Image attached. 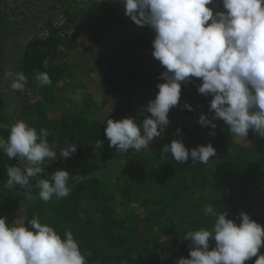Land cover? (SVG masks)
Listing matches in <instances>:
<instances>
[{
	"label": "trees",
	"instance_id": "16d2710c",
	"mask_svg": "<svg viewBox=\"0 0 264 264\" xmlns=\"http://www.w3.org/2000/svg\"><path fill=\"white\" fill-rule=\"evenodd\" d=\"M89 1H92L91 9L98 7L94 10L98 18L86 21L78 30L92 31L91 36L99 41V33L103 31L100 24H105L108 14L100 10L104 3ZM3 8L0 0V60L3 37L9 26L4 22ZM74 8L73 12L71 7L66 10V16L72 13L69 25L56 31L62 35L34 36L20 52L16 72L22 71L28 83L20 91L14 122L23 119L38 132L47 130L49 144L57 145V158L50 164L45 161L44 174L30 178L31 189L18 185L8 189L4 187L7 167L19 166L21 159L9 160L0 152V216L11 224L14 209L26 200L23 222L35 215L62 236L65 230L72 231L81 249L91 253L87 264H176L181 257L189 258L191 242L183 236L188 231L213 226L214 217L204 212L207 205L226 212L227 218L237 224L243 211L264 226V138L252 130L247 138L231 136L220 119L215 130L200 125L198 119L202 113L213 115L209 111L210 96L197 91L200 78L182 83L179 104L169 112L170 123L149 150L130 149L122 153L109 147L104 132L106 120L131 116L142 124L145 116L151 115L146 111L147 104L155 98L157 84L163 82L160 76L164 68L152 56L154 33L150 27L135 25V29L122 30L121 35L127 38L124 49L139 53L122 82L108 79L99 102H94L93 94L86 93L78 111L50 116L59 102L56 92L65 93V87L74 77L71 68L56 64L80 45L68 34L71 25L85 16L86 7ZM52 24L49 20L47 25L50 28ZM41 72L50 75V86L40 87L36 76ZM185 103L192 106L191 111L183 107ZM0 121L8 124L1 107ZM212 131L215 135H210ZM0 135L7 138L8 132L0 130ZM174 139H182L188 149L212 143L216 156L207 164L193 163L191 158L183 164L177 163L170 153H162V148ZM97 140L103 142L100 149L95 147ZM72 143L77 144V151L64 159L59 155L60 149ZM110 157L114 158L110 176L73 178L69 181L72 191L68 197H53L48 202L39 198L35 185L40 178H49L52 172L70 165L87 167ZM83 173L82 170L80 174ZM260 254H264V246ZM258 256L244 264H254Z\"/></svg>",
	"mask_w": 264,
	"mask_h": 264
},
{
	"label": "clouds",
	"instance_id": "9594fccd",
	"mask_svg": "<svg viewBox=\"0 0 264 264\" xmlns=\"http://www.w3.org/2000/svg\"><path fill=\"white\" fill-rule=\"evenodd\" d=\"M120 2V0H119ZM223 10L209 7L214 0H122L125 16L137 26L153 30L152 56L164 71L157 84L155 98L147 104L142 124L131 116L121 120H106L104 129L109 147L127 153L130 149L149 148L154 138L161 137L169 125L170 109L178 106L182 83L200 78L198 93L211 96L209 111L201 114L198 123L217 128L214 122L223 120L231 136L247 138L249 131L264 138V0H220ZM10 88L23 91L28 78L21 72L6 73ZM40 87L50 86L47 72L38 73ZM184 108L192 110L190 104ZM0 152L9 160H27L24 168L7 167L8 179L4 187L31 189L30 178L45 173V161L57 158V145H50L45 129L39 132L21 119L13 124L0 121ZM180 129H177V133ZM215 135V132H210ZM103 146L97 140L96 149ZM77 151L72 143L60 149L59 155L68 159ZM163 154L183 164H207L216 156L212 143L188 149L182 139H174L162 148ZM70 173L60 169L49 178L36 183L39 198L44 202L53 197L69 196ZM204 212L214 217L211 228L200 227L188 231L183 239L190 241L189 258L181 257L176 264H244L257 257L264 246V226L240 212V223L227 218L226 212L207 205ZM214 243V247H210ZM91 253L82 250L70 230L63 236L49 223L33 216L26 223H9L0 216V264H87ZM254 264H264L260 254Z\"/></svg>",
	"mask_w": 264,
	"mask_h": 264
},
{
	"label": "rangeland",
	"instance_id": "374dc122",
	"mask_svg": "<svg viewBox=\"0 0 264 264\" xmlns=\"http://www.w3.org/2000/svg\"><path fill=\"white\" fill-rule=\"evenodd\" d=\"M91 2L89 0H2L3 19L4 22L9 23V26L6 37H3L0 60V107L8 120V125L14 123V116L21 95L20 91L10 88L11 79L6 77V73L9 71L16 72L20 52L31 38L47 33L56 34V36L62 35L60 31L58 33L56 31L67 24L69 25L68 20L72 13L68 12L66 16L68 8L71 7L70 11L73 12L74 6H85L86 14L85 18H81L76 25H71V31L68 34L73 36L80 45L70 56L56 61L59 66L71 68L74 77L65 87V93L56 92L60 98L50 116L60 117L78 111L83 106L86 93L93 94L94 102H99L103 91L107 88L106 80L113 79L122 82L131 64L138 59L139 53H128L124 49L127 38L121 35L122 30L128 27L135 29L136 24L125 16V9L120 3L122 0L120 2L119 0H96L98 3H104L100 5V10L108 14L105 17V24H100L103 31L99 33V41L91 36L90 32L92 31L78 30L80 26L86 24V21L93 22L98 18L94 12L98 7L95 6L91 9ZM209 7L223 10L220 0H214V3ZM49 20L53 21L50 28L47 25ZM94 30L95 28H93ZM89 72H94V74ZM64 79L67 81V76ZM210 99H212L211 96ZM206 114L211 118L209 113ZM214 122L218 125V120ZM207 128L211 129L210 126ZM156 139L154 138L150 142L149 148ZM149 148L145 149L149 150ZM113 161L114 158L110 157L87 167L76 164L70 165L64 170L70 173V179L108 177L111 175L110 165ZM27 165V160L21 159L19 167L24 168ZM82 170L84 173L80 174ZM262 191L264 196V185ZM27 205L28 202L25 200L14 209L11 223L24 221Z\"/></svg>",
	"mask_w": 264,
	"mask_h": 264
}]
</instances>
